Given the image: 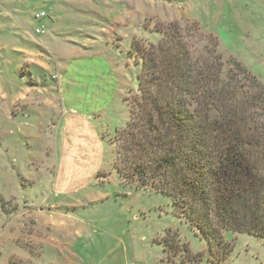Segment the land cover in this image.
Segmentation results:
<instances>
[{
    "label": "rangeland",
    "instance_id": "obj_1",
    "mask_svg": "<svg viewBox=\"0 0 264 264\" xmlns=\"http://www.w3.org/2000/svg\"><path fill=\"white\" fill-rule=\"evenodd\" d=\"M172 23L240 88L232 57L264 84V0H0V264H264V238L229 232L210 248L171 198L124 186L102 138L131 119L133 43L158 44ZM100 61L130 78L117 72V97ZM112 94L114 123L88 116L94 136L82 116Z\"/></svg>",
    "mask_w": 264,
    "mask_h": 264
},
{
    "label": "trees",
    "instance_id": "obj_2",
    "mask_svg": "<svg viewBox=\"0 0 264 264\" xmlns=\"http://www.w3.org/2000/svg\"><path fill=\"white\" fill-rule=\"evenodd\" d=\"M157 30L158 44L136 40L129 50L139 66L131 119L102 137L115 145L122 184L171 198L210 248L229 232L264 238V84L232 57L255 95L243 93L219 55L193 56L177 23Z\"/></svg>",
    "mask_w": 264,
    "mask_h": 264
},
{
    "label": "crops",
    "instance_id": "obj_3",
    "mask_svg": "<svg viewBox=\"0 0 264 264\" xmlns=\"http://www.w3.org/2000/svg\"><path fill=\"white\" fill-rule=\"evenodd\" d=\"M99 61V60H98ZM100 62H102V61H100ZM102 64L104 65V66H106V71L110 74V75H112V78H114L115 80L113 81V83H114V87H115V90L117 91V94H116V97L120 94V89H121V86H120V84H121V82H120V79H119V77H118V73L117 72H120V73H122V75H124L125 76V78H124V82H126V80H130L129 78H128V76H127V74L125 73V71L124 70H120V71H116V69H115V71L116 72H114V70L111 68V67H109L105 62H102ZM69 68V67H68ZM67 68V69H68ZM68 72V70L66 71V73ZM116 100V98H115V94L113 95L112 94V96H111V98L109 99L111 102H109L108 104L107 103H105L103 106V108H101V109H99L100 110V112H99V110L97 111H95V112H90V114H86L87 112H85V116H82L83 118H85V119H83V120H86L87 121V123H88V125H89V129H90V132H91V134H93L94 136H95V132H94V128L92 127V124H91V122L90 121H92V117L90 116V121H88L89 119H88V116L89 115H93L94 116V118L93 119H101V120H105V119H107V118H109V115H108V113H104V111L105 110H107L108 109V107H109V105H111L112 104V101L113 100ZM108 100V101H109ZM102 114V115H101ZM87 115V116H86ZM88 119V120H87ZM72 120V119H71ZM67 122V124H69V121H67V120H63V124H65ZM62 124V125H63ZM98 138V140H99V137H97ZM95 139H96V137H95ZM97 141V140H96Z\"/></svg>",
    "mask_w": 264,
    "mask_h": 264
},
{
    "label": "built area",
    "instance_id": "obj_4",
    "mask_svg": "<svg viewBox=\"0 0 264 264\" xmlns=\"http://www.w3.org/2000/svg\"><path fill=\"white\" fill-rule=\"evenodd\" d=\"M43 16H44V13L38 15V18H41V17H43ZM44 33H45L44 29H37V30L35 31V35H37V36H40V35H42V34H44Z\"/></svg>",
    "mask_w": 264,
    "mask_h": 264
}]
</instances>
